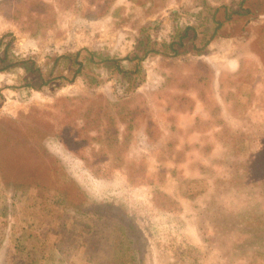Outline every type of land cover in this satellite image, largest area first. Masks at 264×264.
Returning <instances> with one entry per match:
<instances>
[{
    "label": "rangeland",
    "instance_id": "obj_1",
    "mask_svg": "<svg viewBox=\"0 0 264 264\" xmlns=\"http://www.w3.org/2000/svg\"><path fill=\"white\" fill-rule=\"evenodd\" d=\"M234 1L0 0V264H89L79 239L88 231L102 235L91 234L95 264H264L237 217L264 215V201L234 175L264 156V73L248 45L264 49V2L201 52L148 53L133 61L140 72L129 62L143 42L170 40L177 23L198 25L200 8ZM86 50L118 59L137 83ZM114 103L134 110L130 129L119 123L130 137L116 167L117 146L106 151L102 126L88 122ZM46 171L89 201L122 206L133 227L64 204L42 187ZM217 196L215 225L201 207Z\"/></svg>",
    "mask_w": 264,
    "mask_h": 264
},
{
    "label": "trees",
    "instance_id": "obj_2",
    "mask_svg": "<svg viewBox=\"0 0 264 264\" xmlns=\"http://www.w3.org/2000/svg\"><path fill=\"white\" fill-rule=\"evenodd\" d=\"M253 1L256 0H236L234 2H230L229 4L215 6L211 9H208L207 12H205V9L200 8V10L197 12V23L200 27L195 23L176 26L179 24L177 23L174 26L176 29L173 31L170 40L155 46L152 45V42L149 44L148 42H143V45L139 46L140 50L143 51L142 56L134 52L129 58V62L133 63L135 66V72H140L141 63H134L133 61L135 59L141 60L142 57L148 53L156 54L162 51L164 54L174 56L184 54L189 51H193L194 53L201 52L214 38L218 37L219 35H226L223 33V28L225 26L235 25L237 22L248 24L250 19L255 17L254 10L252 11L251 9V3ZM262 2H264V0H262ZM44 14L49 13L48 11H45ZM45 16L51 17L52 15ZM248 45L252 49L251 51L255 57V63L253 65L254 69H256L259 74L264 73V49L260 48L258 45V39L256 38L248 40ZM85 53V59L92 60L94 57H97L98 62L105 63L107 66L113 65V67L117 70V73H121L123 76H126L127 83H131L130 87H133V84L137 83L134 81V78L130 73L127 74L126 71L123 70L124 68L121 66L118 59L111 58L110 55L105 56L90 50H86ZM72 55L76 60L80 55V51H77ZM78 63L79 67L76 69L75 74L78 73L83 66L82 62ZM225 95L229 96L228 94ZM115 104L116 103L111 104L113 106L109 109H106L103 115L95 116L93 117L92 121L89 120L88 122L91 125L102 126L100 129L102 130V139H104L102 141L106 147V151H111V148L109 147L110 145L117 146L116 150L118 154H114L113 159H111V162L116 167L119 164L117 161L120 159V149L122 146L127 144L130 137L129 133L120 132L119 123L124 122L123 126L121 127L130 129V125L133 122L132 115L130 114L134 113V110L123 106V104H119V106ZM148 126L149 125L146 126L147 130ZM93 138L94 137L91 136V139ZM253 162V167L249 170L250 175H248L247 171H244L243 173L236 172L234 175H238L240 178H242V183H244L245 179L248 184L253 183L258 186V188L253 191V184H250L252 191L247 192L246 195L248 197L254 196L256 201L261 204L264 201V156H256ZM47 171L42 173V187L52 189L51 191L53 195L58 200H61V202L64 204L71 206L76 210L85 212L88 216L94 217L96 219L99 217L115 218V220L123 224L128 231H130V229L133 227L128 213L125 212L122 206H117L115 204L106 202L99 203L89 201L77 186L74 188H69L66 184V186H62V183L59 184L57 182H52L50 172ZM252 177L256 178L257 180L252 179ZM18 180L19 179H14L13 181L15 183L18 182ZM73 185L74 184H72V186ZM236 191H238L237 186ZM180 193L190 199H199L195 198L196 195L188 193L185 188H183L182 192ZM219 196L207 198L205 200L204 206L201 207V212L208 215L213 221L212 223L215 225L216 223H220L223 217V212L219 209L221 208L220 202L218 201ZM237 217L240 219L242 224L250 225L252 227L249 232V238L246 239V245L250 251L254 253L253 256L257 255L264 257V215H259L255 211L242 212V210H238ZM83 225L81 228L85 233L88 231L87 224ZM253 229L256 231L258 229L261 230L251 237L250 235ZM92 233L98 235V233L95 231H88L84 237L79 238L82 241V253L89 264H95V260H97L96 258L99 256L102 257L101 254L96 252V250L100 247V242H96L95 239H93L91 235ZM98 236L102 235L99 234ZM138 241V237L135 233V244ZM101 248H104V246L101 245ZM136 248L138 249L137 245ZM103 251L104 250L102 249L101 253H104Z\"/></svg>",
    "mask_w": 264,
    "mask_h": 264
}]
</instances>
